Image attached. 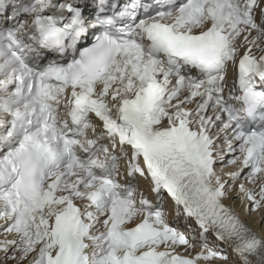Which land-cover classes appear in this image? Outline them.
Masks as SVG:
<instances>
[{
    "label": "snow or ice",
    "instance_id": "snow-or-ice-1",
    "mask_svg": "<svg viewBox=\"0 0 264 264\" xmlns=\"http://www.w3.org/2000/svg\"><path fill=\"white\" fill-rule=\"evenodd\" d=\"M237 199L264 0H0V264H264Z\"/></svg>",
    "mask_w": 264,
    "mask_h": 264
},
{
    "label": "bare ground",
    "instance_id": "bare-ground-1",
    "mask_svg": "<svg viewBox=\"0 0 264 264\" xmlns=\"http://www.w3.org/2000/svg\"><path fill=\"white\" fill-rule=\"evenodd\" d=\"M227 203H232V201H227ZM235 207H236V210L240 213L241 217L244 218L248 223H250L254 228L259 227L257 222L260 221L261 215L264 214V212H262L261 210H257L256 212H254L255 215L252 214L253 216L246 215L241 207L239 200L235 201ZM196 250H199V248ZM214 263L215 264H225V262L220 261V260H216Z\"/></svg>",
    "mask_w": 264,
    "mask_h": 264
},
{
    "label": "rangeland",
    "instance_id": "rangeland-1",
    "mask_svg": "<svg viewBox=\"0 0 264 264\" xmlns=\"http://www.w3.org/2000/svg\"><path fill=\"white\" fill-rule=\"evenodd\" d=\"M260 212H261V211H260ZM252 214H254V215H255L254 211L252 212ZM252 214H251V215H252ZM252 216H253V215H252Z\"/></svg>",
    "mask_w": 264,
    "mask_h": 264
}]
</instances>
